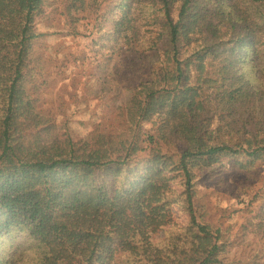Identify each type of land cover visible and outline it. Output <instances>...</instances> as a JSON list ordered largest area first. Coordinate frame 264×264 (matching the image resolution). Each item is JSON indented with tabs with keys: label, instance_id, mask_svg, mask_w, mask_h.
<instances>
[{
	"label": "trees",
	"instance_id": "obj_1",
	"mask_svg": "<svg viewBox=\"0 0 264 264\" xmlns=\"http://www.w3.org/2000/svg\"><path fill=\"white\" fill-rule=\"evenodd\" d=\"M50 1L0 0V231L30 223L50 246L48 264H264V217L240 241L198 206L200 187L226 165L264 181V94L237 73L264 64V0H143L156 26L149 42L134 18L140 0H111L113 38L151 50L137 58L145 77L122 132L82 144L39 111L30 77ZM54 1L75 23L107 0ZM248 231L261 235L257 250L241 247Z\"/></svg>",
	"mask_w": 264,
	"mask_h": 264
},
{
	"label": "rangeland",
	"instance_id": "obj_2",
	"mask_svg": "<svg viewBox=\"0 0 264 264\" xmlns=\"http://www.w3.org/2000/svg\"><path fill=\"white\" fill-rule=\"evenodd\" d=\"M110 2L89 9L81 21L71 23L63 13L64 5L51 0L36 26L39 37L32 48L30 77L36 82L38 109L54 119L57 133L79 144L95 134L122 132L123 108L138 81L145 77L138 73L137 58L141 52L151 50L137 44L133 50L131 44L113 38L111 19L115 15L110 12ZM135 6L139 39L149 42L156 26L145 19L143 0ZM142 126L151 131L153 123L145 122ZM221 171V179L215 177L200 187L199 212L204 222L227 230L242 241L244 227L264 217V181L257 174L247 175L234 164ZM176 216L179 223L184 222L183 217ZM161 236L160 233L156 237ZM260 236L248 231L249 239L241 247L260 248ZM241 253L242 250L237 252L239 256Z\"/></svg>",
	"mask_w": 264,
	"mask_h": 264
},
{
	"label": "clouds",
	"instance_id": "obj_3",
	"mask_svg": "<svg viewBox=\"0 0 264 264\" xmlns=\"http://www.w3.org/2000/svg\"><path fill=\"white\" fill-rule=\"evenodd\" d=\"M224 10L233 14L230 5L225 4ZM237 73L253 92L264 94V64L248 60L238 66ZM49 253V244L36 235L33 226L26 221L0 231V264H48Z\"/></svg>",
	"mask_w": 264,
	"mask_h": 264
}]
</instances>
